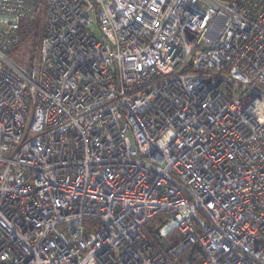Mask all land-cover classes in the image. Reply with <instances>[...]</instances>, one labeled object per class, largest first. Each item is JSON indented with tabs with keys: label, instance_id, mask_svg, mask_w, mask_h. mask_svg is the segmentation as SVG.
<instances>
[{
	"label": "built area",
	"instance_id": "built-area-1",
	"mask_svg": "<svg viewBox=\"0 0 264 264\" xmlns=\"http://www.w3.org/2000/svg\"><path fill=\"white\" fill-rule=\"evenodd\" d=\"M190 249L264 264V0H0V264Z\"/></svg>",
	"mask_w": 264,
	"mask_h": 264
},
{
	"label": "rangeland",
	"instance_id": "rangeland-1",
	"mask_svg": "<svg viewBox=\"0 0 264 264\" xmlns=\"http://www.w3.org/2000/svg\"><path fill=\"white\" fill-rule=\"evenodd\" d=\"M36 19L40 20V16H36L34 20ZM21 33L19 31L18 44L14 48L9 50L7 55L11 60L15 61L17 64H19L25 70L28 71L30 69L31 61L34 57L37 46L33 47V43H32L33 37L31 38V36H27L24 39H22L23 37L20 35ZM32 49H34V52Z\"/></svg>",
	"mask_w": 264,
	"mask_h": 264
},
{
	"label": "trees",
	"instance_id": "trees-1",
	"mask_svg": "<svg viewBox=\"0 0 264 264\" xmlns=\"http://www.w3.org/2000/svg\"><path fill=\"white\" fill-rule=\"evenodd\" d=\"M20 35L24 39L27 36H31L33 47L37 46V43L39 41L40 35H41V21L39 19H32V20H26L21 22L20 24ZM21 38V37H20ZM34 52V49H32ZM187 257L189 260V264H198L200 259L199 255L195 251V249H190L187 251Z\"/></svg>",
	"mask_w": 264,
	"mask_h": 264
}]
</instances>
